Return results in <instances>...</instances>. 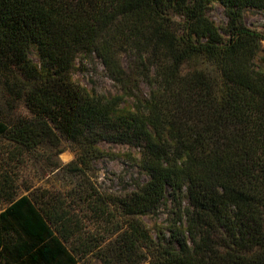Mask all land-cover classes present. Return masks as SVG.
I'll return each mask as SVG.
<instances>
[{
    "label": "trees",
    "instance_id": "obj_1",
    "mask_svg": "<svg viewBox=\"0 0 264 264\" xmlns=\"http://www.w3.org/2000/svg\"><path fill=\"white\" fill-rule=\"evenodd\" d=\"M248 9L264 0H0L8 159L67 144V168L86 175L111 156L102 144L122 145L147 176L115 198L83 189L86 212L125 217L108 241L84 231L72 194L16 198L0 175V264H264V31ZM80 59L120 95L75 82ZM170 198L171 227L153 239L140 218Z\"/></svg>",
    "mask_w": 264,
    "mask_h": 264
},
{
    "label": "rangeland",
    "instance_id": "obj_2",
    "mask_svg": "<svg viewBox=\"0 0 264 264\" xmlns=\"http://www.w3.org/2000/svg\"><path fill=\"white\" fill-rule=\"evenodd\" d=\"M209 16L219 27L227 23L223 7L219 4L213 6ZM244 23L253 30L263 32L264 13L257 9H248L244 15ZM30 57L35 63H39L36 51L33 50ZM73 79L98 95H120L119 89L108 78L98 61L80 59L76 64ZM102 147L111 156L95 161L93 168L86 175H75L67 165L75 161L76 154L67 144L62 146L61 154L55 150L41 149L37 153L27 154L24 159L10 160L6 153L9 145L0 138V175L9 173L13 186L8 191L12 195L16 194V198L31 193L40 195L46 191L56 195L61 193L64 197L72 194L73 199L78 200L76 205L78 210H81L80 218L84 231L93 233L99 240L104 238L110 241L118 233L117 228L125 223L123 213L113 204L110 206L113 216L86 212V206L82 203L83 189L87 190L88 197L92 196L94 199L98 196L115 198L132 191L138 184L143 183L147 176L135 162L138 157L137 150L112 144H102ZM3 203L0 197V207L5 206ZM173 212V201L170 198L155 214L142 216L140 220L153 239H157L160 232L168 233L174 218ZM114 232L116 233L113 234Z\"/></svg>",
    "mask_w": 264,
    "mask_h": 264
}]
</instances>
